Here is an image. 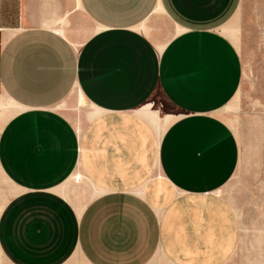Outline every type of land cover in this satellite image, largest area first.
Segmentation results:
<instances>
[{
	"label": "crops",
	"instance_id": "1",
	"mask_svg": "<svg viewBox=\"0 0 264 264\" xmlns=\"http://www.w3.org/2000/svg\"><path fill=\"white\" fill-rule=\"evenodd\" d=\"M241 2L0 0V171L15 190L0 211L1 258L229 259L240 227L221 189L240 146L219 111L243 65L221 28ZM157 91L177 116L162 114ZM74 93L84 105L73 118L58 108Z\"/></svg>",
	"mask_w": 264,
	"mask_h": 264
},
{
	"label": "rangeland",
	"instance_id": "2",
	"mask_svg": "<svg viewBox=\"0 0 264 264\" xmlns=\"http://www.w3.org/2000/svg\"><path fill=\"white\" fill-rule=\"evenodd\" d=\"M221 32L236 45L243 65L237 94L219 111L235 132L240 146L237 170L221 189L240 227L236 248L223 264H264V0H242L239 10ZM6 99L0 92L4 104ZM153 101L164 116L174 118L179 114L160 91L155 93ZM82 105L74 93L58 109L74 118ZM14 191L0 171V211ZM0 264L10 263L0 257ZM148 264L170 263L158 251Z\"/></svg>",
	"mask_w": 264,
	"mask_h": 264
},
{
	"label": "bare ground",
	"instance_id": "3",
	"mask_svg": "<svg viewBox=\"0 0 264 264\" xmlns=\"http://www.w3.org/2000/svg\"><path fill=\"white\" fill-rule=\"evenodd\" d=\"M82 98V97H81Z\"/></svg>",
	"mask_w": 264,
	"mask_h": 264
}]
</instances>
